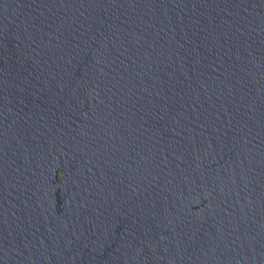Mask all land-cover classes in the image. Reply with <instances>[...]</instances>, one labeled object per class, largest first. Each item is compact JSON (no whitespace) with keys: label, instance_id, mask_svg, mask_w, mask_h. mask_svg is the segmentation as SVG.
Listing matches in <instances>:
<instances>
[{"label":"water","instance_id":"95a60500","mask_svg":"<svg viewBox=\"0 0 264 264\" xmlns=\"http://www.w3.org/2000/svg\"><path fill=\"white\" fill-rule=\"evenodd\" d=\"M0 264H264V0H0Z\"/></svg>","mask_w":264,"mask_h":264}]
</instances>
